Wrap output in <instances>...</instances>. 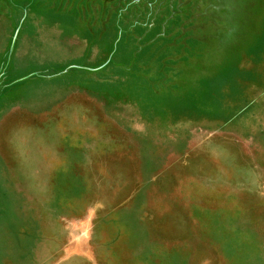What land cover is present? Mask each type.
Returning <instances> with one entry per match:
<instances>
[{"label": "rangeland", "instance_id": "rangeland-1", "mask_svg": "<svg viewBox=\"0 0 264 264\" xmlns=\"http://www.w3.org/2000/svg\"><path fill=\"white\" fill-rule=\"evenodd\" d=\"M0 264H264V0H0Z\"/></svg>", "mask_w": 264, "mask_h": 264}]
</instances>
